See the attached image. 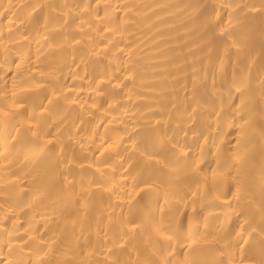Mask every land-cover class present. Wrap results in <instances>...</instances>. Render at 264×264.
Instances as JSON below:
<instances>
[{
	"label": "bare ground",
	"instance_id": "1",
	"mask_svg": "<svg viewBox=\"0 0 264 264\" xmlns=\"http://www.w3.org/2000/svg\"><path fill=\"white\" fill-rule=\"evenodd\" d=\"M0 264H264V0H0Z\"/></svg>",
	"mask_w": 264,
	"mask_h": 264
}]
</instances>
